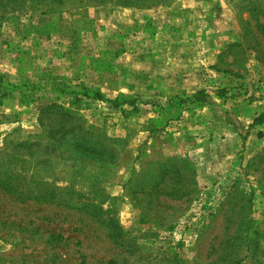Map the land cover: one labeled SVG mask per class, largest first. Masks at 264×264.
Returning <instances> with one entry per match:
<instances>
[{
  "label": "rangeland",
  "instance_id": "374dc122",
  "mask_svg": "<svg viewBox=\"0 0 264 264\" xmlns=\"http://www.w3.org/2000/svg\"><path fill=\"white\" fill-rule=\"evenodd\" d=\"M0 264H264V0H0Z\"/></svg>",
  "mask_w": 264,
  "mask_h": 264
},
{
  "label": "trees",
  "instance_id": "16d2710c",
  "mask_svg": "<svg viewBox=\"0 0 264 264\" xmlns=\"http://www.w3.org/2000/svg\"><path fill=\"white\" fill-rule=\"evenodd\" d=\"M62 1V0H58ZM98 4L115 3L119 6H141L147 4H172L175 0H90ZM43 114H49L54 117L52 124L44 122V131L48 132V137L52 141L48 146H52L56 151L68 153V157L72 158L74 153L85 152L97 154L100 159L106 164L107 162L114 161L116 158V151L114 148L104 141L95 140L93 133L85 128L82 120L77 115L70 112L64 106L58 103H52L42 108ZM43 120V117L41 118ZM80 122L79 124L77 122ZM58 126H55L57 125ZM78 131V132H77ZM73 134L80 138L73 143L67 140L69 134ZM62 158H64V154ZM61 158V156L57 157ZM73 166L76 164L73 161ZM119 229L118 226H115ZM120 230V229H119Z\"/></svg>",
  "mask_w": 264,
  "mask_h": 264
}]
</instances>
